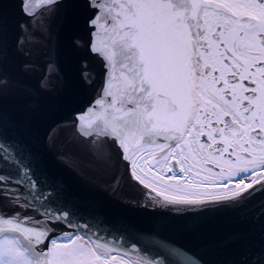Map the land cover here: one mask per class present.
<instances>
[{"label":"snow or ice","instance_id":"1","mask_svg":"<svg viewBox=\"0 0 264 264\" xmlns=\"http://www.w3.org/2000/svg\"><path fill=\"white\" fill-rule=\"evenodd\" d=\"M98 2L89 0V6L94 7ZM60 3L62 0H20L21 13L28 17L18 24L22 33L33 23L38 10L44 9L51 15ZM121 7L125 9L123 19L118 26L114 25L119 38L111 40V45L102 43L100 48L95 44L90 47L92 52L103 54L106 70L109 63L118 64L125 80L120 99L107 105L103 116L76 125L77 133L87 142L89 154L107 165L114 157L127 159L124 152L128 150L129 137L137 138L136 143L143 147L166 134L182 141L185 133L192 137L198 127L199 135L211 141L207 147L221 156L229 149L235 151L234 145L238 146L237 161L242 154L244 166L230 164L227 176L221 169L219 181L213 182L217 194L209 195L207 201L180 202L237 204L250 199L257 191H264V0H126ZM100 18L89 20V26L95 27ZM213 18L224 22L209 29L206 26L212 24ZM42 29L41 25V37ZM209 30L218 33L216 40L211 38ZM2 32L0 19V35ZM35 35L29 32L25 39ZM73 44L78 45L79 41L73 40ZM221 46L223 53L219 52ZM213 47L216 52L210 51ZM229 57L230 67L225 62ZM209 61L221 65L219 69L213 68L221 72L220 77L213 76L211 81L206 75ZM254 66L260 80L257 88L249 90L241 81L256 83L248 74V69ZM57 72L55 61L48 60L38 87L47 90L51 76ZM229 73L233 83H229ZM237 76L239 80L235 79ZM83 78L87 79L86 73ZM110 78L106 77L107 95H112L107 89ZM221 81L223 87L218 88ZM10 86L11 81L0 69V104ZM248 92L249 95H244ZM101 103L102 99L96 101L97 105ZM83 119V116L77 117L78 121ZM204 147L201 143L200 149ZM22 151L18 142L10 141L0 132V264H110L103 254L108 249L107 243L91 240L88 247L74 238L81 226L70 219L71 210L52 207L37 210L31 200L22 201L21 194L13 191L14 186L27 181L30 191L38 192L37 183L31 180L27 166L22 164ZM13 167L15 176L9 171ZM131 178L140 180L135 172ZM121 179L114 172L113 191L118 190ZM51 196L52 193H40L32 199L44 203ZM30 210L36 214L27 215ZM60 227L72 229L63 234L68 243H57L58 237L43 250L42 246ZM138 264L151 262L141 260ZM250 264L258 262L253 260Z\"/></svg>","mask_w":264,"mask_h":264},{"label":"water","instance_id":"2","mask_svg":"<svg viewBox=\"0 0 264 264\" xmlns=\"http://www.w3.org/2000/svg\"><path fill=\"white\" fill-rule=\"evenodd\" d=\"M123 3L126 0H99L90 7L89 0H62L51 15L38 10L22 33L18 24L28 17L21 13L20 0H0V69L11 81L0 104V132L20 144L22 164L38 188L31 192L26 181L13 191L21 194L22 201L31 200L37 210H71L70 219L81 226L75 234L107 243L109 249L137 261L250 264L256 260L264 264V191L237 204L196 205L165 199L142 189L127 175L129 151L135 144L132 137L124 152L127 159L114 157L105 165L93 159L86 140L77 133V124L97 120L107 105L120 99L124 74L119 65L109 63L106 70L103 54L90 47L111 45V40L119 38L114 25L123 19ZM97 16L101 17L97 25L90 27L88 21ZM29 32L36 35L26 40ZM73 40L79 44L74 45ZM50 59L58 72L51 76L47 90H41L38 84ZM109 76L107 89L112 95L104 91ZM78 116H83V121H78ZM9 171L16 175L14 167ZM114 172L123 178L116 191L111 186ZM40 193L52 196L44 203L32 199ZM70 232L68 227L57 228L43 250L53 238Z\"/></svg>","mask_w":264,"mask_h":264},{"label":"flooded vegetation","instance_id":"3","mask_svg":"<svg viewBox=\"0 0 264 264\" xmlns=\"http://www.w3.org/2000/svg\"><path fill=\"white\" fill-rule=\"evenodd\" d=\"M231 2V0H229ZM233 11L240 12L245 11L244 9H233ZM223 20H216L213 18L212 24L210 26H206L209 29L215 28L217 25L222 24ZM195 31V30H194ZM209 35L213 40L217 39L218 33L211 32L209 30ZM204 51V49H200ZM210 51L216 52V48L213 47ZM219 52L223 53L224 48L221 46L219 48ZM229 67L231 66V58L229 57L225 61ZM203 63V61H202ZM210 66L207 69V79L209 81L212 80V77L215 76L217 78L220 77V71H213V68H221L219 63L212 64L209 61ZM241 72L243 70L241 69ZM248 74H251L256 83H253V80H244L241 81L244 85H246L249 90L252 88H257L260 80L259 72H257L256 67H252L248 69ZM227 78L229 79V83H233V78L229 73ZM239 80V76L235 78ZM125 80V76L123 75L122 81ZM218 88L223 87V81L217 85ZM250 92L244 93V95H249ZM257 94H259L257 92ZM194 135L189 137L187 133L184 134V139L182 141H177L174 136L171 134L160 135L155 137L154 142L152 143L153 147H147L149 144H146L142 147L143 156H151V159L148 160L147 166L155 170L161 178L166 180H176V183L180 184H207L208 187H213V182H218L220 179L221 169L224 170L225 176H227L229 165L233 164V166L243 167V157L241 154V159L237 161V154H240V148L236 145L233 147L235 151L229 149V152L224 153L221 156L219 153L214 151L213 149H209L207 147L211 141L207 140L206 136H200V129L197 127L193 130ZM137 138L131 139V143H136ZM203 143L205 145L204 149H200V144ZM134 144V145H135ZM139 145V144H138ZM137 145V146H138ZM163 149V151H161ZM259 171V169H257ZM165 181V180H164ZM145 183V182H144ZM147 184V183H145ZM157 193L164 196H175L173 194L163 192L161 190H157ZM188 198H196V197H188Z\"/></svg>","mask_w":264,"mask_h":264},{"label":"rangeland","instance_id":"4","mask_svg":"<svg viewBox=\"0 0 264 264\" xmlns=\"http://www.w3.org/2000/svg\"><path fill=\"white\" fill-rule=\"evenodd\" d=\"M137 145L138 144H135L132 148L133 150L131 149L129 153L131 167L133 171L137 173V176L140 177V180H143V182L147 183L151 187L182 198L196 197L201 199V198L209 197V195L217 194L216 189L208 186L205 187V185L201 183L185 185V184L176 183V180L174 181L171 179L170 181L161 178L159 173H157L155 170L147 166V162L149 159H151V156L141 155L142 147ZM150 146L153 147L152 144H149L147 147ZM221 194H226V193H221ZM74 238H79V243L91 247V244L89 243V241L91 240L83 236L82 234H76L74 235ZM53 239H57V238H53ZM57 243H68V240L65 237H62L57 239ZM106 251H110V253L105 254ZM103 254L109 259L110 264H138L139 262L136 260L137 258L128 257L121 252H116L109 248L104 250Z\"/></svg>","mask_w":264,"mask_h":264},{"label":"bare ground","instance_id":"5","mask_svg":"<svg viewBox=\"0 0 264 264\" xmlns=\"http://www.w3.org/2000/svg\"><path fill=\"white\" fill-rule=\"evenodd\" d=\"M116 164L118 165V167L121 169V171L124 173V168L116 161ZM122 164V163H121ZM130 168V170H131V173H133L134 171H133V169H132V167H129ZM135 174L137 175V173L135 172ZM129 177H130V173L128 172V174H127ZM204 201H207L208 200V198L207 199H203ZM110 253V251H106V253L105 254H109ZM137 260V259H136Z\"/></svg>","mask_w":264,"mask_h":264}]
</instances>
